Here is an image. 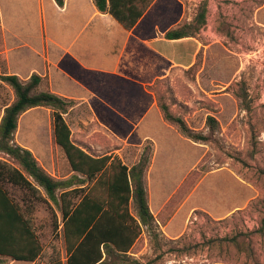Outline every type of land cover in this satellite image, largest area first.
Masks as SVG:
<instances>
[{
	"label": "rangeland",
	"instance_id": "374dc122",
	"mask_svg": "<svg viewBox=\"0 0 264 264\" xmlns=\"http://www.w3.org/2000/svg\"><path fill=\"white\" fill-rule=\"evenodd\" d=\"M0 5L6 25L22 41L36 35V0H0ZM157 8L170 13L169 17H158L162 25L192 24L204 11L205 23L195 34L201 44L195 67L174 70L156 87L175 116L211 140L195 143L173 127L184 142L173 141L174 155L181 151L186 160L178 170L170 171L166 179L155 172L148 184L157 203L169 193L164 201L168 209L163 216L168 220L175 217L169 230L183 229L182 235L178 240L169 238L156 221L159 237L145 229L129 255L140 264H254L247 253L251 249L258 263L264 264V238L256 236L250 241L247 235L264 225V0H159ZM1 35L0 32L3 52ZM171 51L174 49L167 50ZM22 57L19 54L17 60ZM4 73L8 69L5 57L0 55V76ZM14 101L13 90L0 80V116L4 107ZM30 114L19 120L15 142L31 147L41 159L39 164L53 178H70L74 175L71 166L53 139L52 109L40 107ZM209 116L218 122L213 132L207 125ZM36 125L41 127L37 131ZM84 132L83 140H94L89 130ZM123 146L108 139L103 152ZM144 151L154 153L150 141L141 148L127 147L121 160L131 167ZM164 156L162 150L158 163ZM0 158L8 159L5 155ZM3 185L24 209L32 206L31 215L44 250L55 252L65 263L62 225L56 230L53 216L55 213L60 225L59 209L52 206L51 210L43 202L32 201L25 190ZM229 211L233 213L228 217H219ZM131 212L136 214L133 206ZM223 238L229 241H214ZM11 261L2 258L0 264ZM29 264L47 263L42 257Z\"/></svg>",
	"mask_w": 264,
	"mask_h": 264
},
{
	"label": "crops",
	"instance_id": "0c3cea01",
	"mask_svg": "<svg viewBox=\"0 0 264 264\" xmlns=\"http://www.w3.org/2000/svg\"><path fill=\"white\" fill-rule=\"evenodd\" d=\"M36 2L39 29H35L36 35L32 34L26 41L6 25L0 5L4 49L0 55L5 57L8 69V73L1 76L16 75L21 81H28L36 74L46 82L39 91L52 92L72 101L71 109L64 115L72 140L74 138L73 142L83 149H91L93 156L123 158L122 152L127 147L141 148L150 141L154 146L147 174L150 209L164 235L180 239L183 229L169 230L175 217L168 220L163 216L168 209L164 201L169 193L157 203L149 184L155 172L166 179L170 171L180 168L186 156L181 151L174 155L173 141L184 142L163 119L156 97L148 87L168 78L176 69L191 68L201 49L200 42L195 38H165L169 30L179 25L158 23L159 16H170L168 10L157 8L159 0H154L131 30H126L110 14L98 11L93 0H65L62 7L55 0ZM169 48L174 51L167 52ZM25 51L27 56L23 54ZM19 54L23 57L17 60ZM35 109L25 112L20 122ZM40 128L39 125L34 127L35 131ZM84 130H89L94 140H83ZM108 139L118 141L123 148L104 153ZM21 147L30 150L41 163L31 147ZM162 150L165 156L158 163ZM232 213L229 211L219 217L225 218ZM12 263L29 264L18 261L9 264Z\"/></svg>",
	"mask_w": 264,
	"mask_h": 264
},
{
	"label": "trees",
	"instance_id": "16d2710c",
	"mask_svg": "<svg viewBox=\"0 0 264 264\" xmlns=\"http://www.w3.org/2000/svg\"><path fill=\"white\" fill-rule=\"evenodd\" d=\"M62 7L65 0H55ZM98 11L110 14L126 30H131L154 0H93ZM194 23V24H193ZM192 24L178 26L165 34L168 40L196 38L197 30L205 23L204 11ZM200 54H197L196 60ZM195 64L189 68L195 67ZM0 80L15 94V101L4 110L0 122V259L35 263L44 257L47 264H140L129 253L146 229L159 237L156 219L151 212L147 174L153 151H144L131 167L120 157H97L75 144L64 115L73 102L52 92L39 91L44 79L34 74L28 81L16 75H3ZM157 80L148 87L166 123L195 143H207L211 137L193 131L180 117L175 116L157 89ZM50 108L53 111V139L65 153L74 173L68 179L53 178L39 164L33 153L15 142L20 117L30 109ZM207 125L213 132L218 127L209 116ZM149 151V150H148ZM8 160V161H7ZM25 190L32 201L43 202L61 213L62 233L67 251L63 263L55 252L45 251L36 233L32 206H20L3 184ZM133 206L136 214L131 212ZM250 241L264 238V225L248 233ZM214 241L228 242V238ZM249 259L259 264L254 251H247Z\"/></svg>",
	"mask_w": 264,
	"mask_h": 264
}]
</instances>
